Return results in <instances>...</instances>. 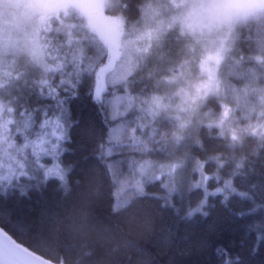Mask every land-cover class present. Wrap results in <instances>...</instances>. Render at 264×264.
Wrapping results in <instances>:
<instances>
[{
    "label": "trees",
    "instance_id": "16d2710c",
    "mask_svg": "<svg viewBox=\"0 0 264 264\" xmlns=\"http://www.w3.org/2000/svg\"><path fill=\"white\" fill-rule=\"evenodd\" d=\"M148 1L118 0L110 11L131 29ZM71 22L72 29H62L54 18L43 31L52 66L48 81L36 71L24 74L11 85L9 99L15 119L10 133L21 129L13 134L18 145L56 121L64 174H45L32 154L25 172L10 179L0 174V226L64 264H264V13L239 24L220 66L239 136L214 123L222 102L211 95L182 137L175 119L160 116L145 134L160 137L155 145L164 141V149L147 151H139L143 146L124 130L139 131V118L120 121L113 101L163 89L181 39L169 31L127 79L108 85L98 98L96 73L108 58L106 47L82 17ZM136 113L133 108L127 116ZM178 161L183 166L175 190L163 177L133 182L139 165ZM198 166L207 175L205 187Z\"/></svg>",
    "mask_w": 264,
    "mask_h": 264
},
{
    "label": "rangeland",
    "instance_id": "374dc122",
    "mask_svg": "<svg viewBox=\"0 0 264 264\" xmlns=\"http://www.w3.org/2000/svg\"><path fill=\"white\" fill-rule=\"evenodd\" d=\"M118 0H0V174L10 179L26 171L35 156L45 174H64L57 161V123L51 129H41L32 141L24 140L18 145L11 132L14 116L11 113L10 88L24 74L36 71L42 81H48L52 66L48 61V45L43 31L59 20L62 29L75 26L73 16H80L86 27L100 39L108 58L96 73L95 95L102 98L108 85L121 83L135 70L150 52L160 47L169 31L181 39L182 50L175 59L176 68H171L163 77V89L146 96L119 95L113 104L121 121L138 119L139 131L132 129L127 137L132 139L139 151L154 146L164 149L160 137L147 131L160 116L167 114L175 119L176 129L183 132L197 118L208 96L220 97L222 110L214 123L222 131L238 137L233 124L235 107L226 102V92L220 66L234 46L237 27L243 21L264 13V0H149L143 8L139 22L131 29L124 27L120 13H112ZM114 12V11H113ZM174 67V66H173ZM264 99V90H263ZM133 108L135 115L127 116ZM264 113V110H263ZM264 125V124H262ZM123 126L116 127L120 136ZM63 129V126L61 127ZM177 132V133H178ZM124 133V131H123ZM50 157L49 165L41 158ZM183 163L171 162L152 166H137L132 173L134 184L148 176L163 177L171 190L178 186ZM202 166L196 170L200 185H206L207 175ZM138 171V174L136 172ZM149 171H152L151 173ZM147 176V177H146Z\"/></svg>",
    "mask_w": 264,
    "mask_h": 264
},
{
    "label": "water",
    "instance_id": "95a60500",
    "mask_svg": "<svg viewBox=\"0 0 264 264\" xmlns=\"http://www.w3.org/2000/svg\"><path fill=\"white\" fill-rule=\"evenodd\" d=\"M0 264H64L54 262L18 242L0 226Z\"/></svg>",
    "mask_w": 264,
    "mask_h": 264
},
{
    "label": "snow or ice",
    "instance_id": "6c2138e0",
    "mask_svg": "<svg viewBox=\"0 0 264 264\" xmlns=\"http://www.w3.org/2000/svg\"><path fill=\"white\" fill-rule=\"evenodd\" d=\"M225 264H231L230 260L225 261Z\"/></svg>",
    "mask_w": 264,
    "mask_h": 264
}]
</instances>
